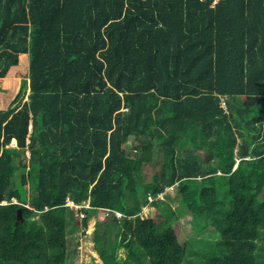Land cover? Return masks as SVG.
Instances as JSON below:
<instances>
[{
    "label": "trees",
    "instance_id": "16d2710c",
    "mask_svg": "<svg viewBox=\"0 0 264 264\" xmlns=\"http://www.w3.org/2000/svg\"><path fill=\"white\" fill-rule=\"evenodd\" d=\"M212 3L0 0V78L28 54L0 109V264H68L66 198L84 228L85 202L107 212L94 235L104 264H180L185 215L202 231L195 264H264V0ZM218 172L236 177L234 207L220 177L203 186Z\"/></svg>",
    "mask_w": 264,
    "mask_h": 264
},
{
    "label": "rangeland",
    "instance_id": "374dc122",
    "mask_svg": "<svg viewBox=\"0 0 264 264\" xmlns=\"http://www.w3.org/2000/svg\"><path fill=\"white\" fill-rule=\"evenodd\" d=\"M214 4V2L212 3ZM22 57V56H21ZM23 59V58H21ZM24 71V70H23ZM22 70L20 72H16L14 74V77H12V80L17 81L15 78L19 79L22 78ZM26 75V74H24ZM2 83V84H1ZM0 83V90H3L5 88H14V84L11 85L9 82V79L5 78L2 80V82ZM10 85V86H9ZM7 90V89H5ZM9 94L12 93L11 89H8ZM7 95L5 93H0V101H2L7 97ZM12 94L9 97V99H12ZM25 100H27V97L25 98ZM5 101V100H4ZM221 101H226V97H222ZM3 106V104L0 105V107ZM225 109V106H224ZM132 144V139L131 138H126L124 140V146L128 147ZM12 147V144H9ZM189 146V145H188ZM197 153H202V151H196ZM27 154V153H26ZM151 158L152 161H154L153 163H149L148 160H145L146 162L148 161V163H145L143 165L142 171V179L144 182H147L150 180V175L154 172H157L160 168H159V163L160 160H162V154L158 153L157 151V147H155L154 151L151 154ZM219 177L221 178V183L219 184L220 186H222L224 188V190H228L225 194L226 197L222 199V207L224 209H228L229 207H232L233 204L229 203L228 200H230L232 197H234L236 195V192L239 190V187L236 184V177L234 175H229L227 177L223 176H219V174L217 175H212L210 178H208L206 180V182H204L203 186H207L206 188V192L211 191V188H213V184L218 183ZM220 181V180H219ZM173 191H174V187L170 186L167 187L166 189H164V191L162 193H159V197L161 195V197H164L165 195H169L171 198L174 196L173 195ZM212 192V191H211ZM221 195V192H217L216 197H219ZM163 199V198H162ZM167 202H171V199H165ZM149 201H152V198L150 197ZM86 205V214H87V225L84 228L82 223H81V218L82 215L79 214V211H77L75 213V223L74 226L72 228V233L69 231L68 236L71 234L73 237V248H74V256L71 259H67V263L68 264H104L103 261L101 260V258L98 256L97 251L94 249V235L97 231L100 230V226L102 225L104 218L106 217V211L103 210H92L89 209L87 206L89 205L88 202H85ZM172 207H174L173 204H171ZM240 205L242 208L241 212L239 214V217L246 221V214H245V207H243L240 203L237 204ZM234 207V205H233ZM140 212L144 211V210H148L149 207L147 205H143L140 206ZM76 211V210H75ZM151 211L154 214V217H156V213H159V209H152ZM117 212V211H116ZM226 212V211H225ZM119 213V212H118ZM237 213V212H236ZM85 214V213H84ZM121 215V214H120ZM116 216V214H115ZM117 218H120L121 216H116ZM193 219L192 216L190 215H185V216H180L179 219L177 221L174 222V230L176 231L177 237L180 240V242L182 243V245L185 247V252H184V259L182 260V262L180 264H195L196 261L198 260H202V256L193 252V244L191 243V238L193 239H200L202 231L200 230L199 227H192L193 225ZM226 220V218L224 219ZM200 230V232H199ZM190 236V237H189ZM248 243H254L256 242L255 238L249 236L247 239ZM248 246V245H247ZM243 247L242 249L245 251H247L248 249H250L249 247ZM250 246V245H249Z\"/></svg>",
    "mask_w": 264,
    "mask_h": 264
},
{
    "label": "crops",
    "instance_id": "0c3cea01",
    "mask_svg": "<svg viewBox=\"0 0 264 264\" xmlns=\"http://www.w3.org/2000/svg\"><path fill=\"white\" fill-rule=\"evenodd\" d=\"M215 1H217V0H213V2H215ZM21 56H25V58H24V60H25V64L23 65V66H20L19 65V60L21 59ZM15 62H16V65H12V66H10V68L8 69V71H7V73H6V75H5V77H3V78H0V83L2 82V80L3 79H5V78H7V77H14V74L16 73V72H20L21 70L23 71L22 73H20V74H22V78H20V80L19 79H17V78H15L16 80H17V82L16 83H12L11 85H13L14 84V88L12 89V88H5V89H7V90H5V89H3V90H0V93H5L6 95L9 93L8 91V89H11L12 90V97L14 98V96H15V94H16V92H17V90H18V88H19V85H20V81H21V79H23L24 77H25V75L24 74H26L27 72H28V54L27 53H20L18 56H17V58H15ZM2 84V83H1ZM10 86V85H9ZM11 94H9V95H7V97L3 100V103H2V101H0V105L1 104H3V106H1L0 107V109H3V108H5L6 107V105L13 99L12 97V99H9V97L11 96ZM30 128V127H29ZM9 144H12L13 146H16V140L14 139V138H12L11 139V141H10V143ZM27 153V155H28V152H26ZM218 174H220V173H218ZM232 175H234V174H232ZM235 176V175H234ZM167 188V187H166ZM165 188V189H166ZM159 195V194H158ZM158 195H157V197L156 198H159V199H161L162 197H158ZM67 200H69V201H72V200H70L69 198H66V201ZM12 201L13 202H16V199H12ZM66 203V202H65ZM145 211V210H144Z\"/></svg>",
    "mask_w": 264,
    "mask_h": 264
},
{
    "label": "built area",
    "instance_id": "2783aa9c",
    "mask_svg": "<svg viewBox=\"0 0 264 264\" xmlns=\"http://www.w3.org/2000/svg\"><path fill=\"white\" fill-rule=\"evenodd\" d=\"M220 106H221L223 109H224V106H225V109H226V104H225L224 101H220ZM225 109H224V110H225ZM218 173H219V172H218ZM150 197H151L150 195L147 196V200H148V201H149ZM158 197H159V195H158ZM160 197H161V195H160ZM65 205L69 206L70 208H72V209H74V210H76V211H79V209H80V207H81V205L76 204V203H74L73 201H69V200L66 201ZM85 206H86V205H84V208H86ZM87 207L90 208L89 205H88ZM103 211H105V210H103ZM113 213L116 214V216H117V215H118V216H121L120 213H118V212H116V211H114ZM79 214H81L82 217H83V213H82V212H79Z\"/></svg>",
    "mask_w": 264,
    "mask_h": 264
},
{
    "label": "water",
    "instance_id": "95a60500",
    "mask_svg": "<svg viewBox=\"0 0 264 264\" xmlns=\"http://www.w3.org/2000/svg\"><path fill=\"white\" fill-rule=\"evenodd\" d=\"M21 58H25V56H22ZM18 215H20V210L17 211Z\"/></svg>",
    "mask_w": 264,
    "mask_h": 264
},
{
    "label": "clouds",
    "instance_id": "9594fccd",
    "mask_svg": "<svg viewBox=\"0 0 264 264\" xmlns=\"http://www.w3.org/2000/svg\"><path fill=\"white\" fill-rule=\"evenodd\" d=\"M215 2H216V1H215ZM215 2H214V3H215Z\"/></svg>",
    "mask_w": 264,
    "mask_h": 264
}]
</instances>
